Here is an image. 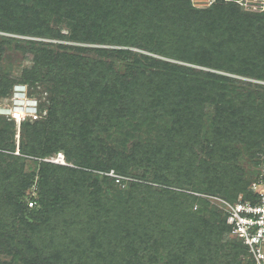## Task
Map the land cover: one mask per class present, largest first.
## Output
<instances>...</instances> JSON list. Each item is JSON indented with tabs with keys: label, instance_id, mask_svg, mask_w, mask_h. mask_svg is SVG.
<instances>
[{
	"label": "trees",
	"instance_id": "16d2710c",
	"mask_svg": "<svg viewBox=\"0 0 264 264\" xmlns=\"http://www.w3.org/2000/svg\"><path fill=\"white\" fill-rule=\"evenodd\" d=\"M242 1L213 0L209 8L196 9L191 0H0V32L135 47L163 58L116 48L0 38V60L7 47L31 64L23 69L17 85L40 87L47 96V105L38 103L40 112L46 108L45 116L20 123L17 154L14 123L0 129V148L15 154H0V207L10 206L27 232L36 227L33 222L29 228L27 220L41 212L64 213L61 228L51 227L58 233L55 239L75 249L61 251L57 243L49 248L47 258L32 263L241 264L245 247L224 238L229 233L226 217L209 213L201 197L174 196L140 182H132L121 195L113 179L91 172L113 170L165 186L183 183L191 193H210L231 203L237 195L249 197L255 174L245 182L236 163L243 153L253 164L259 162L264 89L249 93L245 103L236 94L227 101L225 91L232 79L183 66L233 75L253 70L251 75L264 79L263 71L256 68L264 51L255 61L248 60L246 66L252 67L246 70L240 67L245 61L238 59L242 53L236 54L241 43L239 48L250 54L259 52L257 44L264 41V11L245 13ZM167 58L174 63L164 61ZM9 71L8 62L0 67V98L10 96L15 86ZM28 93L32 97L30 89ZM255 97L262 103L255 105ZM59 152L66 164L76 168L41 160L37 170L25 172L26 158L36 162L35 158H51ZM66 177L75 180L86 200L68 218L69 202L77 191L61 186ZM101 199L109 212L123 211L118 222L102 219ZM165 203L173 204L170 213ZM134 209L150 210L148 218L138 222L139 216L135 221ZM44 221L47 227L49 218ZM112 225L114 236L102 239ZM160 226L169 230L156 238ZM165 236H176L175 241L160 243ZM2 246L0 252L8 250L16 260L30 257L36 249L22 243Z\"/></svg>",
	"mask_w": 264,
	"mask_h": 264
},
{
	"label": "rangeland",
	"instance_id": "374dc122",
	"mask_svg": "<svg viewBox=\"0 0 264 264\" xmlns=\"http://www.w3.org/2000/svg\"><path fill=\"white\" fill-rule=\"evenodd\" d=\"M208 1H210V0H191V4L196 9H207L210 7ZM211 2L213 3V0ZM242 2L243 3H241V4L245 8V10H243L245 13H248L251 15H260L264 11V0H243ZM61 32H62V34L67 36L68 32L65 28H61ZM2 37L10 38V39L17 40V41L19 40L20 42H22V41H33V42H41V43H54V44H62L63 46H67V47H69V46H80V47H87V48H116V49L129 50L133 53L151 55V54H148L147 52H144V51L137 49L135 47H127V46L111 47V46H104V45L77 44V43L71 42V41L66 40V39L61 40V41H56V40H49L46 38L30 37V36H24V35H20V34H12V33H8V32H0V38H2ZM13 43L15 44V42H13ZM14 44H12L13 47H14ZM22 45H24V44H22ZM257 45H258L257 49L258 50L260 49L259 52H256V49H255V51H253L250 54L239 48V47H243V43L239 44V47H235V49L237 51L236 52L237 55L242 53L241 58L238 56V59H242L243 61H245V66H240V67H242V69H245V67L251 68L252 65L246 66L248 60H252V62L255 61L256 58H258L259 54L262 51H264V41L260 42ZM4 48H5V50H3V51H5L4 52L5 55L0 60V67L4 66V64H6V62L9 63L10 78L13 80L14 85H17L18 84L17 82H18L19 78L21 77L23 69L29 68L31 64L27 60L23 59L21 55L12 51L13 48L12 49L7 48V47H4ZM151 56H154L158 59H163L160 56H157L155 54L154 55L152 54ZM258 59L262 60L263 62L261 63L260 66L256 65V68H259L258 70H261L264 73V56L261 58H258ZM242 60H240V61H242ZM164 61H168L169 63H174V61L171 60L170 58H167ZM180 64L183 65L184 63H180ZM6 66L8 67V64ZM183 66L195 67L198 70L207 71V72H211V73H219L221 75L227 76L228 78L232 79L233 81H231V84H229L228 88L225 91V94H228V96L225 98L227 101L229 100L230 96L234 97V94H236V95H238V98H240L239 99V101H241L240 103H245V98L248 97L249 93H251V94L257 93L261 89H264V79L257 78L256 76L251 75V73H253V70H250L252 72L246 71L247 75L246 74L233 75V74H229V73H225V72L215 71V70H212L210 68L208 69L207 67L199 66V65H190V64L185 63ZM12 85H13V83H12ZM17 86H22V92H27V94H29L28 91L30 89L31 93L33 94L32 97H34L37 100V103H39V105H41V104L47 105L46 93H44L40 87L36 86L35 88H29L28 89V87H26L25 85H17ZM218 94H220V93H218ZM8 97L0 98V129L3 128L5 124H8L9 122H11V121H8V119L6 117L9 110H10V108H9L10 103H8ZM253 103L255 105H257V104H261L262 102H261V99H259L258 97H255L253 100ZM227 108H229V105H227ZM45 110H46V108L44 109V111L41 112L40 116H38L39 117L38 119L31 120V121H29V123H33V122L43 118L46 114ZM13 123H14V136H13L12 140L15 143V154H17L18 153V146L20 143L21 132L19 130L20 125L18 123H15V122H13ZM202 138L205 140L204 134L202 135ZM130 145L131 144L128 143L127 148H129ZM262 147L263 148H262L261 152H259L257 150L256 155L259 157V162L257 164L256 163L253 164V162H252L253 160H250L247 153H243V155L241 154L242 156L239 158V160L236 163L237 168H238V173L241 174V178H243V180L245 182L248 181L249 178H251L252 175L255 174V172L257 171L260 164L264 163V154H262V151L264 150V145ZM253 152H255V151H253ZM59 153H61L63 155L62 152H59ZM0 154H3L4 156H7V157L15 155L11 150L6 149V148H2V147L0 148ZM52 158H54V157H51V158L50 157L35 158L34 160H36V162H31L30 160H32V159L28 157V158H26L27 161L24 163V166H25L24 170H25V172L32 171L35 168L37 170V165L40 163L39 161L42 160L43 163L45 161L49 162V160ZM64 162H65V159H64ZM49 163H52V162H49ZM64 165H68L69 167L76 168L73 163L66 164V162H65ZM111 171H113V170H110L109 172H111ZM109 172H99V171L94 170L93 172H91V174L98 176V178L99 177L100 178L107 177L108 179L112 180V178L110 176L106 175ZM114 174L122 178L123 184H117L113 180L115 186L118 188L119 192H121V195H123L126 192V190L128 189L129 185L132 182H140V183L145 184L146 186L150 187L152 190H155V191H161V190L170 191L173 193L174 196H181V195H188V194L194 196L193 195L194 192L191 193L190 188H187L185 186V184H183V183L178 184V185H175L176 183H173L169 186H165V185H159V184L154 183L150 180L148 182H142L139 180H135L132 177H126V176L120 175L119 173H117L115 171H114ZM76 185H75L74 179H71L68 177L62 179V185H61L62 187L71 188V189L77 191V192H75L76 195L74 196V198L70 199L69 212H68L67 218L69 216H71L72 212L75 211L76 209L78 212L79 208L81 207V204H84L86 201L85 197L80 192V190L78 192ZM180 185H182V186H180ZM196 194H199V193H196ZM206 195L214 196V197L220 198L222 200L228 201L224 197H221L218 195H213L210 193H208V194L206 193ZM239 196L240 195H237V198ZM194 197H196V196H194ZM201 199L203 200V202H205L207 204L206 207L209 210L208 211L209 213L210 212H216L222 217L223 211L218 206L217 201L212 202V201L204 199V198H201ZM158 202H160V201H158ZM228 202H230V201H228ZM165 205H166V208H165L166 212L170 213L173 204L165 203ZM195 205H197V204L195 203ZM99 207H100L99 208V214L103 217L102 219H115L116 222H118L120 220L119 218L121 217V214L123 213V211H117L116 214H114L115 211L109 212V210H106L107 208L105 207V203H104L103 199H101V202L99 203ZM162 208L164 209V207H161V209ZM11 212H12V208L10 206L0 207V214H1L0 243H2V245H3L2 248L5 249L7 247V244H12L13 245L12 247H14L16 243H22L26 246H32L36 249L33 250L30 257L23 258V260L22 259L21 260L13 259V254H8V250L6 252H0V262L8 263V262H10V260H15L17 264H34L30 260H33L35 258L36 259L47 258V252H48L49 248L53 247V245H57V243L59 244L57 246V248L61 246V251L65 250V252H70V253L72 251H75V249L69 247L71 245H68V246L62 245L61 244L62 241H60L57 238L55 239V237H57L58 233L56 231H53L52 227L57 225V226H59L57 229L61 228V222H62L61 220L62 219L64 220V218H65L64 213L56 212L55 214H52L50 216H48V215L44 216L41 212V215L39 217L35 218L34 220H27L28 226L29 225L34 226L33 222L36 223V227L34 228V230L27 232L28 227H24V225H22V224L20 225L18 220H16L13 217V213H11ZM149 212H150V210H147V209H145V210L144 209L143 210L134 209L133 215H134L135 221L139 216H142L141 220L138 222H144L148 218ZM209 215L210 214H208L207 217H209ZM45 218L46 219L49 218V220H50L47 227L45 226V223H46L44 221ZM177 219H178V213H177ZM122 224H124V223H122ZM48 227L52 228V230L49 229ZM111 227H113V225L110 226V230L108 233H105L104 235H102L100 233L102 239L110 240V237L114 236V234L112 232L113 229ZM29 228H31V227L29 226ZM116 228L119 230L120 227H116ZM176 228H178V225H176ZM46 229L49 230V234L45 233ZM157 230L161 231L155 235L156 238H159L163 232L165 233L166 231L169 230V227L160 226L157 228ZM23 237L26 239H24ZM175 237L176 236H174V237L165 236L162 239V241H160V243L172 244L173 241H175ZM61 238H63V235H61ZM224 238L231 241V242L240 244L236 238L230 237L229 234L228 235L225 234ZM50 239H53V241H51V242L48 241ZM103 243L106 244L105 242H103ZM240 251L245 253L243 248ZM240 261H241V264H253L250 256L246 253H245V255L241 256Z\"/></svg>",
	"mask_w": 264,
	"mask_h": 264
},
{
	"label": "built area",
	"instance_id": "2783aa9c",
	"mask_svg": "<svg viewBox=\"0 0 264 264\" xmlns=\"http://www.w3.org/2000/svg\"><path fill=\"white\" fill-rule=\"evenodd\" d=\"M211 1H208L209 5L212 4ZM8 103H10V110L6 117L8 121L19 125L26 120H36L41 114L36 99L30 97L27 92H22V86L13 87ZM49 162L65 164L61 153ZM106 175L110 176L115 183L123 184L122 178L115 175L113 171ZM248 193V198L240 195L233 203L214 196L196 193L194 195L212 202L217 201L226 217L229 236L236 238L245 247L253 264H264V163L260 164L255 172L248 187Z\"/></svg>",
	"mask_w": 264,
	"mask_h": 264
},
{
	"label": "bare ground",
	"instance_id": "6f19581e",
	"mask_svg": "<svg viewBox=\"0 0 264 264\" xmlns=\"http://www.w3.org/2000/svg\"><path fill=\"white\" fill-rule=\"evenodd\" d=\"M19 130H20V129H19ZM19 130H18V131H19ZM18 134H19V133H18Z\"/></svg>",
	"mask_w": 264,
	"mask_h": 264
}]
</instances>
